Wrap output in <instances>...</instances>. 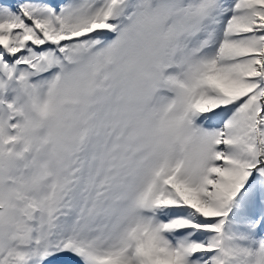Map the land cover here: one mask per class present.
Here are the masks:
<instances>
[{
  "label": "snow or ice",
  "instance_id": "obj_1",
  "mask_svg": "<svg viewBox=\"0 0 264 264\" xmlns=\"http://www.w3.org/2000/svg\"><path fill=\"white\" fill-rule=\"evenodd\" d=\"M0 264H264V0H0Z\"/></svg>",
  "mask_w": 264,
  "mask_h": 264
}]
</instances>
